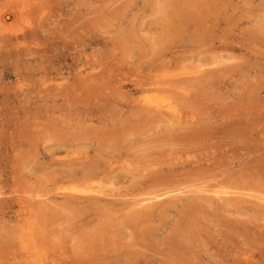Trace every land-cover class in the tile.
Instances as JSON below:
<instances>
[{"label":"rangeland","instance_id":"rangeland-1","mask_svg":"<svg viewBox=\"0 0 264 264\" xmlns=\"http://www.w3.org/2000/svg\"><path fill=\"white\" fill-rule=\"evenodd\" d=\"M0 40V264H264V0H0Z\"/></svg>","mask_w":264,"mask_h":264},{"label":"bare ground","instance_id":"bare-ground-1","mask_svg":"<svg viewBox=\"0 0 264 264\" xmlns=\"http://www.w3.org/2000/svg\"><path fill=\"white\" fill-rule=\"evenodd\" d=\"M186 19H187V18H186ZM188 24H189V23H188ZM0 41H2V40H0ZM177 81L179 82L180 80H177ZM177 81H176V82H177ZM207 81H208V80H207ZM181 82H182V80H181ZM183 86H184V85H183ZM146 89H147V88H146ZM144 90H145V89H144ZM153 105H154V104H153ZM163 106H164V105H163ZM157 110H158V109H157ZM140 111H141V110H140ZM149 112H150V111H149ZM159 113H160V112H159ZM177 113H178V112H177ZM258 113H259V112H258ZM146 114H147V113H145V115H146ZM234 115H235V114H234ZM234 115H233V116H234ZM256 115H257V114H256ZM146 116H147V115H146ZM171 116H172V115H171ZM237 116H238V115H237ZM255 117H256V116H255ZM170 118H171V117H170ZM173 118H174V117H173ZM254 119H255V118H254ZM170 120H171V119H170ZM229 120H230V119H229ZM252 120H253V119H252ZM255 120H256V119H255ZM257 120H259V119H257ZM257 120H256V121H257ZM176 121H177V120H176ZM224 121H225V120H224ZM171 122H172V121H171ZM228 122H229V121H228ZM194 124H195V122H194ZM200 124H201V123H200ZM253 124H254V123H253ZM253 124H252V125H253ZM177 125H178V124H177ZM240 125H241V124H240ZM258 125H259V124H258ZM258 127H259V126H258ZM258 127H257V129H258ZM244 128H245V127H244ZM238 129H239V128H238ZM238 129H236V130H238ZM257 129H255V130H257ZM198 130H199V129H198ZM236 130H235V131H236ZM245 130H246V128H245ZM255 130H254V131H255ZM204 132H205V131H204ZM263 132H264V131H263ZM237 133H238V132H237ZM239 133H241V132L239 131ZM247 136H248V135H247ZM208 138H209V137H208ZM239 138H240V137H239ZM209 144H210V143H209ZM210 146H211V145H210ZM188 147H189V146H188ZM216 152H217V151H216ZM220 154H222V153H220ZM223 159H224V158H223ZM223 159H222V160H223ZM207 162H208V161H207ZM209 162H210V161H209ZM213 162H214V161H213ZM169 165H170V164H169ZM254 165H256V164H254ZM229 166H230V165H229ZM92 167H93V166H92ZM133 167H134V166H133ZM109 168H110V167H109ZM87 169H88V168H87ZM87 169H86V171H85L84 173H87ZM90 169H91V168H90ZM84 170H85V169H84ZM88 170H89V169H88ZM134 170H135V169H134ZM196 170H197V169H196ZM96 171H97V170H96ZM191 171H192V170H191ZM203 172H204V171H203ZM211 172H212V171H211ZM75 173H77V172H75ZM91 173H92V171H91ZM94 173H95V171H94ZM153 173H154V172H153ZM92 174H93V173H92ZM189 174H190V173H189ZM68 175H70V174H68ZM97 175L99 176V174H97ZM115 175H116V174H115ZM190 175H191V174H190ZM205 175H206V174H205ZM86 176H87V175H85V179H86ZM93 176H95V174H93ZM88 177H89V179L91 178L90 175H89ZM176 177H177V176H176ZM99 178H100V177H99ZM177 178H178V177H177ZM198 178H199V177H198ZM92 179H93V178H92ZM95 179H96V178H95ZM201 179H202V178H201ZM209 179H210V178H209ZM249 179H250V178H249ZM86 180H87V179H86ZM175 181H176V180H175ZM205 181H206V180H205ZM116 182H117V181H116ZM181 183H182V181H181ZM185 183H186V182H185ZM225 183H226V182H225ZM111 184H112V183H111ZM226 184H227V183H226ZM173 185H174V184H173ZM176 185H177V184H176ZM178 185H180V184H178ZM182 185H183V184H182ZM182 185H180V186H182ZM166 186H167V185H166ZM166 186H165V187H166ZM183 186H184V185H183ZM172 187H173V186H172ZM172 187H171V188H172ZM174 187H176V186H174ZM177 187H178V186H177ZM258 187H259V186H258ZM258 187H257V188H258ZM162 188L164 189V187H162ZM179 188H180V187H179ZM227 188H228V187H227ZM259 188H260V187H259ZM262 188H263V187H262ZM90 189H91V188H90ZM97 189H98V188H97ZM150 189H154V190H155L154 187H153V188H150ZM214 189H215V188H214ZM251 189H252V188H251ZM148 190H149V189H148ZM154 190H153V191H154ZM159 190H160V187H159ZM172 190H174V189L172 188ZM197 190H198V189H197ZM88 191H89V190H88ZM103 191H104V190H103ZM143 191H146V190H143ZM225 191H226V190H225ZM246 191H248V190H246ZM98 192H99V191H98ZM163 192H164V191H163ZM163 192H162V193H163ZM237 192H238V191H237ZM244 192H245V191H244ZM252 192H253V191H252ZM228 193H229V192H228ZM235 193H236V192H235ZM245 193H248V192H245ZM254 193H256V192H254ZM112 194H113V193H112ZM142 194H143V193H142ZM156 194H157V193H156ZM196 194H197V193H196ZM200 194H201V193H200ZM200 194H199V195H200ZM211 194H212V193H211ZM214 194H216V193H214ZM217 194H218V193H217ZM223 194H224V193H223ZM252 194H253V193H252ZM257 194H259V193H257ZM263 194H264V193H263ZM140 195H141V194H140ZM143 195H144V194H143ZM259 195H260V194H259ZM261 195H262V194H261ZM101 196H102V195H101ZM197 196H198V195H197ZM217 196H219V195H217ZM223 196H224V195H223ZM230 196H231V195H230ZM104 197H105V195H104ZM109 197H110V196H109ZM204 197H205V196H204ZM212 197H213V196H212ZM221 197H222V196H221ZM252 197H253V196H251L250 198H252ZM97 198H98V197H97ZM102 198H103V197H102ZM110 198H111V197H110ZM150 198H151V196H150ZM161 198H162V197H161ZM208 198H209V196H208ZM236 198L238 199V196H237ZM246 198H247V197H246ZM71 199H72V197H71ZM98 199H99V198H98ZM104 199H105V198H104ZM222 199H223V198H222ZM248 199H249V198H248ZM261 199H262V198H261ZM99 200H100V199H99ZM101 200H102V199H101ZM152 200H153V199H152ZM157 200H158V199H157ZM180 200H181V199H180ZM204 200H205V198H204ZM213 200H214V197H213ZM241 200H243V198H242ZM263 200H264V199H263ZM68 201H69V200H68ZM72 201H73V200H72ZM92 201H93V200H92ZM95 201H97V200H94V202H95ZM195 201H196V200H195ZM221 201H222V200H221ZM234 201H236V199H235ZM238 201H239V199H238ZM245 201H246V200H245ZM108 202H109V201H108ZM147 202H148V201H147ZM71 203H72V202H71ZM135 203H136V202H135ZM176 203H177V202H176ZM241 203H242V202H241ZM251 203H252V201H251ZM256 203H257V202H256ZM261 203H262V201H261ZM69 204H70V203H69ZM191 204H192V203H191ZM228 204H229V203H228ZM232 204H233V203H232ZM238 204H239V203H238ZM243 204H244V203H243ZM245 204H246V203H245ZM71 205H72V204H71ZM88 205H89V204H88ZM108 205H111V204H108ZM224 205H225V204H224ZM251 205H252V204H251ZM151 206H152V205H151ZM221 206H222V204H221ZM249 206H250V205H249ZM256 206H257V205H256ZM92 207H93V206H92ZM113 207H114V206H113ZM257 207H259V206H257ZM231 208H232V207H231ZM231 208H230V210H231ZM234 208H235V207H234ZM241 208H242V207H241ZM78 209H79V208H78ZM148 209H149V208H148ZM152 209H153V208H152ZM205 209H206V208H205ZM261 209H262V208H261ZM150 210H151V209H150ZM153 210H154V209H153ZM158 210H159V209H158ZM236 210H237V209H236ZM91 211H92V210H91ZM143 211H144V210H143ZM244 211H246V210H244ZM147 212H148V211H147ZM91 213H92V212H91ZM112 213H113V212H112ZM130 213H131V212H130ZM195 213H196V212H195ZM195 213H193V214H195ZM199 213H200V211H199ZM257 213H258V212H257ZM257 213H256V214H257ZM71 214H72V213H71ZM201 214H202V213H201ZM252 214H253V213H252ZM252 214H251V215H252ZM262 214H263V212H262ZM163 215H164V214H163ZM163 215H162V216H163ZM263 215H264V214H263ZM102 217H104V216H102ZM105 217H106V216H105ZM133 217H135V216H133ZM137 217H138V216H136V218H137ZM163 217H164V216H163ZM196 217H197V215H196ZM207 217H208V216H207ZM259 217H260V216H259ZM136 218H134V219H136ZM142 218H143V216H142ZM151 218H152V217H151ZM161 218H162V217H161ZM138 219H139V218H138ZM196 219H197V218H196ZM82 220H83V219H82ZM160 220H161V219H160ZM205 220H206V219H205ZM250 220H251V219H250ZM51 221H52V220H51ZM188 221H189V220H188ZM195 221H196V220H195ZM198 221H199V223H200L199 217H198ZM201 221H202V220H201ZM183 222H184V221H183ZM243 222H244V221H243ZM184 223H185V222H184ZM195 223L198 225L197 222H195ZM181 224H182V223H181ZM188 224H189V223H188ZM184 226H185V225H184ZM199 227H200V226H199ZM232 227H233V226H232ZM200 229H201V228H200ZM192 230H193V229H192ZM180 232H181V231H180ZM185 232H186V230H185ZM193 232H194V231H193ZM196 232H197V230H196ZM237 232H238V231H237ZM144 233H145V232H144ZM178 234H179V233H178ZM178 234H177V235H178ZM184 234H186V233L183 232V234H182V236H183L182 239H186ZM187 234H188V232H187ZM187 234H186V236H187ZM192 234H193V233H192ZM200 234H201V233H200ZM172 235H173V234H172ZM188 236H189V235H188ZM195 236H196V235H195ZM203 236H204V235H203ZM188 238H189V237H188ZM188 238H187V239H188ZM254 239H255V238H254ZM171 241H172V240H171ZM189 241H190V240H189ZM207 241H208V240H207ZM183 242H184V241H183ZM183 242H182V243H183ZM185 242H187V241H185ZM162 243H163V242H162ZM186 244H187V243H186ZM186 244H185V245H186ZM188 244H189V243H188ZM188 244H187V245H188ZM199 244H200V242H199ZM163 245H165V244H163ZM185 245H184V247H185ZM191 246H192V245H191ZM178 247H179V246H178ZM206 248H207V247H206ZM197 249H198V248H197ZM230 249H231V248H230ZM184 250H185V249H184ZM207 250H208V249H207ZM237 250H238V249H237ZM167 251H168V250H167ZM228 251H229V250H228ZM248 251H249V249H248ZM163 252H164V251H163ZM213 252H214V251H213ZM230 253H231V252H230ZM159 256H160V255H159ZM229 257H230V256H229ZM220 258H221V257H220ZM115 260H117V259H115ZM162 260H163V259H162ZM188 260H189V259H188ZM190 261H191V260H190ZM137 262H138V261H137ZM98 263H99V262H98ZM184 263H185V261H184ZM220 264H222V263H220ZM233 264H234V263H233Z\"/></svg>","mask_w":264,"mask_h":264}]
</instances>
